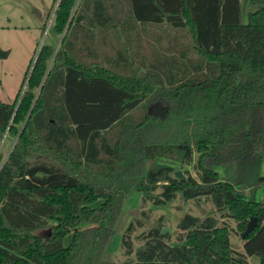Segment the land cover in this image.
<instances>
[{
  "label": "trees",
  "instance_id": "1",
  "mask_svg": "<svg viewBox=\"0 0 264 264\" xmlns=\"http://www.w3.org/2000/svg\"><path fill=\"white\" fill-rule=\"evenodd\" d=\"M74 3L55 4L51 32L67 26L47 72L53 51L43 44L24 93L17 101L22 77L13 100L0 102V134L24 121L0 165V264H248L249 256L264 264V200L253 195L264 184V0H246L244 19L240 0H77L71 14ZM116 3L127 10L120 14ZM118 24H127V41L123 31L108 34L120 40L111 48L114 60L127 61V76L74 58V49L90 52V26L102 33ZM162 24L188 31L192 56L162 47L158 34L138 57L143 45L131 48L128 29L151 38V27ZM147 55L138 78L133 64ZM145 77L166 84L158 93L162 114L137 120ZM133 192L155 206L176 195L208 197L240 232L251 216L256 225L238 252L212 215L183 214L174 242L155 224L133 250L128 223L120 238L126 259L116 263L106 249L108 224Z\"/></svg>",
  "mask_w": 264,
  "mask_h": 264
},
{
  "label": "rangeland",
  "instance_id": "2",
  "mask_svg": "<svg viewBox=\"0 0 264 264\" xmlns=\"http://www.w3.org/2000/svg\"><path fill=\"white\" fill-rule=\"evenodd\" d=\"M77 0H75L76 3ZM57 0H0V49L5 51L4 57L0 58V102L10 103L21 83L23 77V83L19 88V94L17 101L20 96L26 90V78L32 66V62L36 57L38 49L43 44H49L52 48V55L47 62L45 73L47 72L52 58L62 43L64 38V30L59 34H53L51 32L53 11ZM74 6L71 9H76ZM245 3L246 0H240L241 16L244 19L245 14ZM116 9L121 13L127 10V6L123 4H115ZM157 28V32L154 34L162 35L160 45L167 47L173 45V49L177 51L185 50L189 56L193 55L192 44L190 34L187 30H175L171 29L167 25L162 24ZM153 35V34H151ZM122 42L125 38L120 39ZM120 40L109 39L107 42H103V49L106 50L107 46L116 48L120 43ZM149 44L143 45V52L148 54V46H156L154 43L153 36L147 37ZM127 41V39H126ZM147 41V42H148ZM92 43V42H91ZM83 48V46H82ZM95 53H98V47L91 48ZM73 56L81 64L88 66L90 64H97L93 62L90 57H86L84 49L80 51L73 50ZM169 54H175L169 51ZM147 55L145 63L133 64L134 74L136 77H143L142 73L147 71V66L150 64V57ZM29 65V66H27ZM136 69V70H135ZM26 70L25 76H23ZM117 72L127 76V71L117 69ZM44 73V75H45ZM43 75V76H44ZM164 76V75H161ZM175 78H178V73L175 72ZM140 86L145 88L144 100L140 107L132 112L133 116L139 120L145 113L148 115H160L162 114L163 101L161 95H158L160 88L162 87L159 82L153 78H141ZM165 82V79L163 80ZM163 85V83H161ZM166 84L163 85V87ZM38 88L33 90L34 97L38 93ZM159 98V99H158ZM161 102V103H160ZM34 103L32 101L31 105ZM24 121L16 124L15 133H10L5 129L0 134V165L5 160L7 154L11 150ZM177 167V166H176ZM187 168L189 173L193 176L194 172L188 168V166L182 167ZM181 172V170H179ZM220 172L221 169L219 168ZM182 173V172H181ZM260 175H264V158L261 160L259 169ZM158 189L155 190V192ZM254 198L257 201L264 200V184L259 185L254 191ZM100 201L92 203L93 206L99 204ZM189 213L193 216L203 218L205 215H212L217 220L218 226H225L228 231V240L231 247L242 252V239L239 236L240 231L236 228V221L227 216L225 212H217L214 209L213 204L210 202L208 197L201 196L198 199L181 200L176 195L171 201L161 206L152 205L150 202L140 201V194L133 192L125 199H122L118 206V213L114 221L108 224L111 229V236L109 237L106 245L107 252L109 253L113 261L120 262L126 259L123 252L126 247L121 246L120 238L127 237L123 235V229L128 225L132 224L130 231V242L132 250L137 247L141 240L137 238L141 233L146 232L147 229L160 224L162 227H169V242H174L180 231L176 227L178 219L183 214ZM139 221V223L137 222ZM248 220V219H247ZM246 220V222H247ZM245 222V223H246ZM71 235L69 233L62 237V244L66 246L70 241ZM132 257V254L130 255ZM248 264H260L255 256L246 257Z\"/></svg>",
  "mask_w": 264,
  "mask_h": 264
},
{
  "label": "crops",
  "instance_id": "3",
  "mask_svg": "<svg viewBox=\"0 0 264 264\" xmlns=\"http://www.w3.org/2000/svg\"><path fill=\"white\" fill-rule=\"evenodd\" d=\"M106 28V29H105ZM157 28L158 26H153L151 27V30L150 33L153 32V40H155L157 38V34H154L157 32ZM90 32H91V38H92V44H91V47L90 48H94V47H98L99 51L98 53H95L93 50L90 52L87 51L86 49H84V53L86 55V57H90L92 59L93 62H96V63H101L103 64L104 66L106 65H112L111 67H113V69H122L123 70H126L127 71V61H124V60H114L115 59V51L112 50V48H110V46H107L109 47L108 48V51L107 49L104 50L102 47H103V42H107V40L109 39H115V34L114 35H109L108 33L112 32V31H123L126 33V36H125V39H127V24H121L118 26H115V27H110V28H107V27H104L101 29V32L100 33V30L97 29V27H95L94 25L93 26H90L89 28ZM135 30H139V36L137 37L134 33ZM129 32H131V35L128 37V40L130 42V45H131V48L133 50L137 49L138 47H136V44H135V41L137 42H141L142 45H146V44H149L150 42L147 40V37L148 36H145L143 35L142 33V30L140 28H137V29H134V28H130L128 29ZM155 38V39H154ZM148 41V42H147ZM107 51V52H105ZM141 51H142V48H141ZM111 54V55H110ZM145 54V52H140L139 56L138 57H141V55ZM108 56H111L113 59H110ZM137 64H140L139 60L137 59ZM114 65V66H113ZM118 65V66H117ZM119 74L121 72H118Z\"/></svg>",
  "mask_w": 264,
  "mask_h": 264
},
{
  "label": "water",
  "instance_id": "4",
  "mask_svg": "<svg viewBox=\"0 0 264 264\" xmlns=\"http://www.w3.org/2000/svg\"><path fill=\"white\" fill-rule=\"evenodd\" d=\"M66 26H67V24H66ZM66 26H65V28H66ZM5 54H6V52L5 51H2L0 49V58L1 57H4ZM173 176L176 177V178H178V179H183V175L181 174V172L179 170L174 171L173 172ZM255 225H256V219H255V217H252V216L249 217L248 220H247V222L245 223V227H244L243 231H241L239 233L240 238L245 237V235H247L248 232H250L254 228ZM170 231L171 230H170L169 227H161L160 230H159V233L160 234H165V233H168Z\"/></svg>",
  "mask_w": 264,
  "mask_h": 264
}]
</instances>
